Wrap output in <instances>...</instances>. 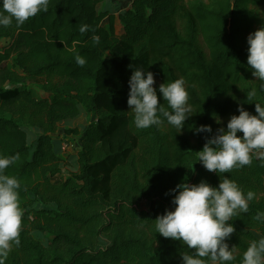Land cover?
<instances>
[{
	"label": "trees",
	"instance_id": "1",
	"mask_svg": "<svg viewBox=\"0 0 264 264\" xmlns=\"http://www.w3.org/2000/svg\"><path fill=\"white\" fill-rule=\"evenodd\" d=\"M103 1L50 0L23 25L0 26V155L19 154L4 171L19 180L23 209L20 245L6 264H183L182 254L195 250L157 233L155 220L170 210L178 184L218 187L223 176L256 194L248 212L229 221L231 264H239L264 236V158L220 176L197 152L241 104L254 115L256 103L264 105L246 41L264 26V0H132L118 13L101 10ZM73 47L86 57L83 67ZM136 68L154 73L169 111L160 85L186 80L192 116L182 130L163 117L135 127L128 98ZM27 81L38 83L41 99ZM83 113L96 121L68 132L81 144L62 157L54 136ZM201 125L212 132H197Z\"/></svg>",
	"mask_w": 264,
	"mask_h": 264
},
{
	"label": "clouds",
	"instance_id": "2",
	"mask_svg": "<svg viewBox=\"0 0 264 264\" xmlns=\"http://www.w3.org/2000/svg\"><path fill=\"white\" fill-rule=\"evenodd\" d=\"M49 2L0 0V26L7 27L13 20L21 26L39 12L46 11ZM88 29L89 26L84 24L79 31L84 33ZM92 41L98 45L100 36L93 35ZM247 42L248 65L253 69V76L264 82V26L250 33ZM68 50L75 53L78 65L83 67L86 64V57L76 52L75 47ZM155 84L154 73L142 68H136L130 77L128 105L134 113L135 127L158 126L163 123V117L168 124L182 130L192 116L186 80L181 77L159 87V93L171 111L160 102ZM247 95L249 101L256 95V90L247 92ZM255 109L257 114L254 115L241 104L239 115H232L227 128H220L218 134L208 139L203 149L197 152L198 161L208 171L218 175L229 173L234 168L250 165L254 157L264 158V105L258 102ZM197 132L211 133L212 128L201 125ZM18 159L19 154L0 155V264H6L13 245H20L21 185L15 176L4 171ZM171 191L177 193L172 201L175 209L156 218L155 230L163 237L182 241L188 249L195 250L191 254H182L183 264H231L235 261V246L230 248L226 242L236 230L229 221L240 212H248L255 192H245L229 176H223L218 187L201 181L199 184L181 183ZM256 219H261V214ZM239 264H264V236L249 244Z\"/></svg>",
	"mask_w": 264,
	"mask_h": 264
},
{
	"label": "rangeland",
	"instance_id": "3",
	"mask_svg": "<svg viewBox=\"0 0 264 264\" xmlns=\"http://www.w3.org/2000/svg\"><path fill=\"white\" fill-rule=\"evenodd\" d=\"M132 0H104L103 3L99 6L101 10H110L113 12H120L128 7H130ZM103 26L106 27L107 29L109 28V21L106 19L103 22ZM117 28H119V23L117 22ZM249 35L246 36V41ZM5 44L1 43V46ZM157 80V79H155ZM26 86L31 90L33 95L41 99L42 94L39 90V85L35 81H27ZM9 89V88H7ZM96 121V117L83 113L79 118L76 120H69L63 122L60 127L58 132L55 134V142L58 144L61 156L62 157H67L69 155L76 154L79 151L80 147V138L81 136H75V135H70L68 134L69 131L71 130H79L81 133L84 132V130L92 123ZM175 205H171L170 210H174Z\"/></svg>",
	"mask_w": 264,
	"mask_h": 264
}]
</instances>
